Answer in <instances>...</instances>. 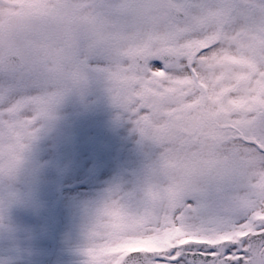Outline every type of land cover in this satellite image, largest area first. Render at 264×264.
Here are the masks:
<instances>
[{
    "label": "snow or ice",
    "instance_id": "6c2138e0",
    "mask_svg": "<svg viewBox=\"0 0 264 264\" xmlns=\"http://www.w3.org/2000/svg\"><path fill=\"white\" fill-rule=\"evenodd\" d=\"M92 82L159 153L85 264H264V0H0V220L37 122Z\"/></svg>",
    "mask_w": 264,
    "mask_h": 264
},
{
    "label": "rangeland",
    "instance_id": "374dc122",
    "mask_svg": "<svg viewBox=\"0 0 264 264\" xmlns=\"http://www.w3.org/2000/svg\"><path fill=\"white\" fill-rule=\"evenodd\" d=\"M121 120L125 122L126 117L121 115ZM45 127L49 128L47 123ZM123 131L122 125L119 139L97 140L107 147L97 151L100 154L89 146L94 139H88V168L84 165L83 173L84 160L75 172H67L71 162L68 134L60 132L52 150L62 146V157H52L49 172L30 169L27 179L17 177L11 187L19 202L0 220V264H85L87 257L82 253L88 247L97 208L110 193L125 199L131 194L138 197L139 184L159 153L147 141L150 151L143 150L142 141L132 149ZM32 147L42 152L35 143ZM82 148L84 144H80L79 159Z\"/></svg>",
    "mask_w": 264,
    "mask_h": 264
},
{
    "label": "flooded vegetation",
    "instance_id": "af4514ba",
    "mask_svg": "<svg viewBox=\"0 0 264 264\" xmlns=\"http://www.w3.org/2000/svg\"><path fill=\"white\" fill-rule=\"evenodd\" d=\"M121 115L126 117L125 122L121 120ZM46 123L49 126L48 129L45 127ZM122 125L124 127L123 138L129 139V145H132L131 148L136 149L138 141L141 142V138L135 130L133 121L127 114L122 113L113 106L102 83L92 82L83 93L74 91L70 95L68 94L62 103L55 107L51 119L37 122L36 126L40 130L33 144L35 143L36 147L41 149L42 152L33 149V144L30 146L27 160L18 178L20 180L27 179L26 177L30 173L27 170L33 169L35 170L34 173H37L42 168L41 166H45V170H48L46 165L50 164L52 157L61 154L63 150L62 146L57 147L58 150L56 151L52 150L54 140L60 132L68 134V154L69 161H71L68 172L74 171L79 161L84 160L85 162L81 164V173H83L84 165L85 169L88 168V139L91 137L90 139L94 138L95 140L90 142L91 144L89 143L91 148L95 151L104 152L106 148L96 143V141L107 140L110 137L119 139ZM80 144H84L85 148H82V157L79 159ZM143 145V150L150 151L146 141H143ZM46 148H50L51 151L48 152ZM156 150L159 152L158 148Z\"/></svg>",
    "mask_w": 264,
    "mask_h": 264
},
{
    "label": "clouds",
    "instance_id": "9594fccd",
    "mask_svg": "<svg viewBox=\"0 0 264 264\" xmlns=\"http://www.w3.org/2000/svg\"><path fill=\"white\" fill-rule=\"evenodd\" d=\"M95 219H96V216H95Z\"/></svg>",
    "mask_w": 264,
    "mask_h": 264
}]
</instances>
